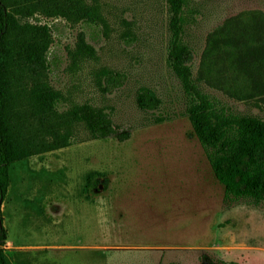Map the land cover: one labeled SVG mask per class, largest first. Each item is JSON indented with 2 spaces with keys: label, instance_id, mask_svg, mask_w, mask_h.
<instances>
[{
  "label": "rangeland",
  "instance_id": "1",
  "mask_svg": "<svg viewBox=\"0 0 264 264\" xmlns=\"http://www.w3.org/2000/svg\"><path fill=\"white\" fill-rule=\"evenodd\" d=\"M97 2L96 25L27 21L50 28L47 81L62 97L58 112L89 104L127 137L92 139L76 126L69 146L9 166L0 204L6 264H198L203 254L220 264H264V203H227L191 131L190 97L166 64L165 0ZM263 16L264 0H186L181 34L194 86L217 108L262 120L264 99L220 86L205 63L216 59L211 40L227 23ZM79 32L91 55L74 53ZM240 44L250 51L264 41ZM102 68L123 75L122 84L102 91ZM141 88L159 100L155 108L137 107ZM91 171L106 187L99 183L88 199Z\"/></svg>",
  "mask_w": 264,
  "mask_h": 264
},
{
  "label": "trees",
  "instance_id": "2",
  "mask_svg": "<svg viewBox=\"0 0 264 264\" xmlns=\"http://www.w3.org/2000/svg\"><path fill=\"white\" fill-rule=\"evenodd\" d=\"M185 3L186 0H165L166 64L190 97L185 114L212 176L223 188V199L227 203L257 206L264 203V120L217 108L194 86L188 65L192 53L181 41ZM36 16L86 26L103 22L97 0H0V204L8 187L9 166L69 146L74 141L72 130L76 126H82L92 139L127 137L117 133L108 114L89 104L72 105L58 112L62 97L47 81L46 53L51 32L46 24L27 21H37ZM246 27H252L256 36L249 34L251 30ZM262 31L264 16L239 27L236 21L229 22L211 40L210 53L217 50V57L205 63L208 72H213L217 84L231 85L243 98L264 99V45L248 51L240 44L264 41V36L260 38ZM91 51L79 32L74 53L91 55ZM97 77L104 92L123 82V75L103 68ZM158 104L149 89L141 88L136 95V105L141 110L153 109ZM99 183L106 187L103 174L91 171L85 175L83 191L88 199ZM5 238L6 231L0 226V264H6L1 248ZM198 264L220 262L203 254Z\"/></svg>",
  "mask_w": 264,
  "mask_h": 264
},
{
  "label": "water",
  "instance_id": "3",
  "mask_svg": "<svg viewBox=\"0 0 264 264\" xmlns=\"http://www.w3.org/2000/svg\"><path fill=\"white\" fill-rule=\"evenodd\" d=\"M0 226H2L1 221H0Z\"/></svg>",
  "mask_w": 264,
  "mask_h": 264
}]
</instances>
